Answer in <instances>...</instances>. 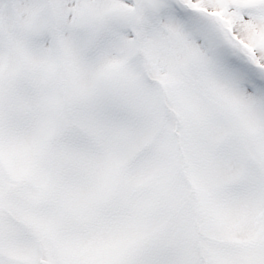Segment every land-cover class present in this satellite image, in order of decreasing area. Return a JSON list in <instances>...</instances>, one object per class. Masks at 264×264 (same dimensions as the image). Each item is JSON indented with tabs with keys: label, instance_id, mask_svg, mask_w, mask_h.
I'll use <instances>...</instances> for the list:
<instances>
[{
	"label": "snow or ice",
	"instance_id": "1",
	"mask_svg": "<svg viewBox=\"0 0 264 264\" xmlns=\"http://www.w3.org/2000/svg\"><path fill=\"white\" fill-rule=\"evenodd\" d=\"M0 264H264V0H0Z\"/></svg>",
	"mask_w": 264,
	"mask_h": 264
}]
</instances>
